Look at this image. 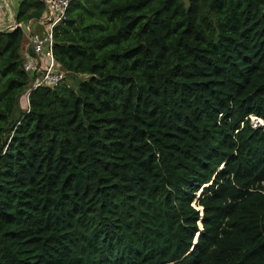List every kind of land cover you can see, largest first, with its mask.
Wrapping results in <instances>:
<instances>
[{
	"label": "trees",
	"instance_id": "1",
	"mask_svg": "<svg viewBox=\"0 0 264 264\" xmlns=\"http://www.w3.org/2000/svg\"><path fill=\"white\" fill-rule=\"evenodd\" d=\"M52 36L32 88L0 31V264H264V0H70Z\"/></svg>",
	"mask_w": 264,
	"mask_h": 264
},
{
	"label": "built area",
	"instance_id": "2",
	"mask_svg": "<svg viewBox=\"0 0 264 264\" xmlns=\"http://www.w3.org/2000/svg\"><path fill=\"white\" fill-rule=\"evenodd\" d=\"M44 3L45 9L41 18L29 19L26 22H17L15 12L12 11L14 21L8 24L0 23L1 30L20 28L26 38L25 48L32 49L33 54L28 55L23 62V68L33 73L39 72L40 76L33 82L32 88L41 85L56 86L63 79V72L56 63L53 52V27L63 20L70 0H39ZM5 6L10 7L9 0H0ZM47 22L43 24L41 22ZM252 125L257 126L258 122L252 120Z\"/></svg>",
	"mask_w": 264,
	"mask_h": 264
},
{
	"label": "rangeland",
	"instance_id": "3",
	"mask_svg": "<svg viewBox=\"0 0 264 264\" xmlns=\"http://www.w3.org/2000/svg\"><path fill=\"white\" fill-rule=\"evenodd\" d=\"M19 1L20 0H9L10 7H7V6H5L4 3L0 2V23H2V24H8V23H11V22L14 21V17L12 16V11L13 12H16V10L18 8ZM187 1L188 0H183V2H185V3H187ZM41 23L47 24V22H45V21H43ZM253 119H255V118L254 117H250V120H253ZM263 128H264V125H263ZM196 196H197V194H196ZM193 205H194V202H193Z\"/></svg>",
	"mask_w": 264,
	"mask_h": 264
},
{
	"label": "clouds",
	"instance_id": "4",
	"mask_svg": "<svg viewBox=\"0 0 264 264\" xmlns=\"http://www.w3.org/2000/svg\"><path fill=\"white\" fill-rule=\"evenodd\" d=\"M250 117H254L255 120H256V118H258V117H256V116H250ZM258 119H261V118H258ZM253 120H254V119H253ZM258 121H259V120H256V122H258ZM251 123H252V120H251ZM258 123L260 124V125L258 124V126H262V127H263L264 124L261 125L260 122H258ZM254 127H256V126H254ZM199 193H200V191L198 192V194H199ZM197 196H198V195H197Z\"/></svg>",
	"mask_w": 264,
	"mask_h": 264
},
{
	"label": "water",
	"instance_id": "5",
	"mask_svg": "<svg viewBox=\"0 0 264 264\" xmlns=\"http://www.w3.org/2000/svg\"><path fill=\"white\" fill-rule=\"evenodd\" d=\"M256 120H259L258 118H256ZM262 125V124H261ZM198 238V235H196V239Z\"/></svg>",
	"mask_w": 264,
	"mask_h": 264
},
{
	"label": "bare ground",
	"instance_id": "6",
	"mask_svg": "<svg viewBox=\"0 0 264 264\" xmlns=\"http://www.w3.org/2000/svg\"><path fill=\"white\" fill-rule=\"evenodd\" d=\"M258 122H260L261 124H262V121L259 119V121Z\"/></svg>",
	"mask_w": 264,
	"mask_h": 264
}]
</instances>
